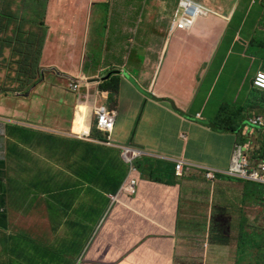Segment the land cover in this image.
<instances>
[{
    "label": "crops",
    "instance_id": "1",
    "mask_svg": "<svg viewBox=\"0 0 264 264\" xmlns=\"http://www.w3.org/2000/svg\"><path fill=\"white\" fill-rule=\"evenodd\" d=\"M63 1L68 2V11L60 14L57 6ZM179 1L109 0L103 42L96 41L102 45L101 63L88 66L94 63L86 54L89 30H83L80 37L78 27L91 17L84 10L102 0H57L55 6L46 0H9L7 36L18 37L30 63H10L15 55L8 46L0 58V86L18 66L22 80L16 85L25 87L19 94L0 93V244L4 247L0 246V264H14L13 260L19 264H240L237 253L210 242L213 215L226 210L232 234L242 221L257 225L260 188L230 179L212 184L198 170L176 177L170 160L229 169L238 144H245L253 160L264 156V129L246 125L249 117L264 114V93L253 87L257 72L264 70V0H193L205 10L198 17L205 21L195 26L197 19L194 29L174 31L170 27ZM147 4L157 9L149 12ZM27 14L30 19L24 18ZM73 51L85 54L79 56L80 61L70 56L71 62L84 65L63 70L69 84L43 82L63 63L60 53ZM109 74H118L119 80L118 94L113 95L118 118L112 140L124 146L134 137L133 146L148 154L138 161L141 170L134 175L136 197L122 194L128 173L120 172L126 164L110 154L111 148L100 146L98 157L85 155L81 149L86 143L75 141L80 162L74 166L69 162L74 150L57 161V145L70 133L78 109V93L69 89L71 81L99 79L93 86L103 97L99 85ZM183 86L190 87L182 100L179 90ZM230 88L231 97L226 95ZM82 111L77 117L85 121ZM43 135L57 138L49 142L51 148L43 144L21 148L20 136L34 144ZM23 161L39 164V174L45 178L60 173L62 179L59 183L47 180L44 197V180L41 188L33 186L25 169L22 184L18 180ZM8 164L18 167L9 169ZM110 176L119 177L114 188L105 185ZM69 178L72 224L57 227L51 213L58 214L61 207L56 201L55 208H49L53 203L48 196L64 194ZM11 187L22 190L16 203L10 198ZM112 195L118 197L114 204ZM39 204L45 216L42 224L53 226L55 234L76 235L87 229L86 235L68 243L67 249L37 243L21 229ZM12 210L23 211V225L5 220Z\"/></svg>",
    "mask_w": 264,
    "mask_h": 264
},
{
    "label": "clouds",
    "instance_id": "2",
    "mask_svg": "<svg viewBox=\"0 0 264 264\" xmlns=\"http://www.w3.org/2000/svg\"><path fill=\"white\" fill-rule=\"evenodd\" d=\"M185 7H186V10H185ZM190 9L192 11H189ZM179 10H182V12L179 13ZM204 13H205V10L202 8L201 4H198L197 2H195L193 0H180L179 4H178V8H177L176 13H175V17L173 19V23L170 27V30L171 29H173L174 31L175 30H189L194 26L195 21L198 19V17L201 15H204ZM24 18H26V16ZM10 20H11V18L9 17V0H0V38H2L0 40V58L2 57L3 53L7 52V46H8V47L13 49L12 53L14 55L16 53H19L20 54L19 57L25 56V59L23 61H21V62H24L29 58V55L25 51L24 46L19 41L18 37L7 36L8 24H9ZM89 35H88V38L90 40ZM1 43H3V44H1ZM73 58H74V61H80L79 57H76L75 55L73 56ZM70 59H69V61L71 62ZM53 71L58 77H60V75H61L63 78H66V79L68 78L65 73L61 72L57 68H54ZM118 74L117 75H113V74L110 75L109 74L107 77H105V79L102 78L101 79L102 83L99 85V89H101V86L104 83L111 82V79L117 80L118 86H119V80L117 79ZM259 78L263 79V81H259L262 85H260L258 83ZM106 79H108V80L103 82ZM19 80H22L20 68L18 69V72H15L10 77L11 86L12 85L14 86V88L12 89L13 91H6L5 92L2 88H0V89H2L0 91V93H2V94H12V93L19 94L21 92L19 90H23L25 88L24 86L18 87V85H16V83ZM45 80H47V79H44L43 82ZM99 81H100L99 79L90 80V81H81L78 79L75 81H71V83L69 85V89L75 93H78L76 95V97H77V108L79 109V107H80L79 110L77 109L79 111V116H80L81 108L83 109L85 106L84 102L81 99V96L79 95V86L80 85L91 86L93 84L98 85ZM41 82H42V80L33 84L32 88L29 89V93L33 90V88L35 86L39 85ZM48 82H50V81H48ZM74 86H76L77 89L74 90L73 89ZM187 87H190V86H187ZM253 87L256 90L264 93V70H260L257 72V74L253 80ZM186 88H185L184 92L180 95H184V97L186 96ZM118 91H119V88H118ZM102 92H103L102 96L105 97V99H107V101L109 102L108 103V109H99L96 102L91 103L90 104V108H91L90 118L92 120V124H91V126L85 125L87 123V119L85 116V121L83 120V124L81 126L82 130H83V132L81 134L74 132V125H75V122L77 119V114H78V111L76 110L75 116L73 119L72 129H71L70 133L65 134L64 137H62V136L61 137L63 139H67V140H73V141H78V142L89 144L93 148H96L97 150H102V148H100V146L112 148V149L118 148V151L120 150L119 151L120 157L123 159L124 163L126 164V166H128V169H129L127 181L121 188L122 194H125L128 197H136L137 180L134 177V175L138 172L137 164H138V161H140L141 159H144L146 156H148V154L146 152H144L143 150H140L139 148H136L133 146V138L134 137H131V141H130V143H128L129 145L116 146L115 142L112 140V136L115 132L116 125H117L118 111L115 108L116 99L115 98L113 99V95L118 94V92L117 93H112L110 91L104 92L103 90H102ZM104 113L116 114V119H115V124H114L113 129H109L106 126L99 124L100 123V117ZM259 118H261L262 121L264 122V114H260V115H255L253 117H249L246 125L248 127L255 128V129H264V125H262L260 123L259 124L255 123V120H257ZM228 128H232V127L230 126ZM94 130L101 133L103 135V138L102 139L101 138H93L92 133ZM84 133H87L86 136ZM170 162L175 164V176L176 177H183L184 176L183 171L198 170V171L202 172L205 175L206 180L212 184H215L216 182H218L221 179H230L232 181L235 180V181H240L243 183L255 184L259 188L264 189V183H263V180H264V156L261 158H256V160L251 159L246 154L245 144H241V145L238 144V146L236 147L229 169H220V168L211 167V166L204 165V164L186 163L184 161H178V160H170ZM131 166H132V168H131ZM16 167H18V166L16 165ZM24 169H25V173H28L25 175L31 177V179L32 178L38 179V177H40V179L38 180L37 188H41L40 182L46 178L43 175H40L39 174L40 172L38 170L32 168L31 166L28 165V163H26L24 161H23V164H21L19 166V172L17 173V178L21 182V184H22L23 177H24V174H23ZM35 171H37V172H35ZM133 182L135 183L134 185H132ZM7 185H8V183H7ZM132 186H133L134 193H132L130 190ZM17 189L20 190L19 193H22V190L20 188L17 187L16 190ZM41 189L43 190V188H41ZM43 193H44V197H46L47 194L44 191H43ZM259 196H260V194H259ZM40 198H42V197L40 196ZM117 199H118L117 196H115V195L111 196V201L113 204L117 201ZM260 200L264 201V195L260 196ZM258 207L264 208V203H260L258 205ZM224 216H227L231 220V215L228 214L226 210H223V211H221V210L217 211L216 210V212L213 215L212 229L210 228V242H212L214 244H216L215 241L212 240V232L214 229V223H215V221H217L218 219H220ZM60 221H63V223L66 222V220H60ZM230 224H231V222H230ZM230 228L232 231H234L231 226H230ZM213 237H214V233H213Z\"/></svg>",
    "mask_w": 264,
    "mask_h": 264
},
{
    "label": "rangeland",
    "instance_id": "3",
    "mask_svg": "<svg viewBox=\"0 0 264 264\" xmlns=\"http://www.w3.org/2000/svg\"><path fill=\"white\" fill-rule=\"evenodd\" d=\"M46 2H50L52 4V6L56 5L57 0H46ZM68 2L63 1L62 3L58 4V8H59V13L62 14L63 12H67L68 9L67 7ZM150 9L148 10L149 12H152L154 10H156L157 8L155 7L154 4H147ZM15 11H18L17 8L15 9ZM108 11L110 12V3L109 0H102V2L99 3H95L94 6H91L90 9H85L84 13H86V15L90 17V19H88V21L85 19V21L79 23V27L78 29H80L79 33H80V37L83 34V30H85L86 28H88L89 30V37H90V44H89V51L86 52V54H88L89 57H91V60H93L94 63L88 64V66H97L100 65L101 63V58H102V45H97L96 41L98 43L103 42V32L105 30V26L107 23V16H108ZM182 10H179V13H181ZM22 15V13H21ZM30 14L26 15L27 19H30ZM205 21V18H201L198 19L196 22V25H198V22ZM86 21L89 23L86 24ZM24 28H29L28 25H25ZM194 29V27H193ZM74 30V28L72 29V31ZM171 38V36H170ZM3 44V43H1ZM210 53V52H207ZM62 56L60 58V60L63 63H59L57 65V69H59L61 72L70 70L72 68H74L77 64H80L82 67L84 64L81 63H72L70 62L68 59L70 56H83L85 53L84 52H71V54L67 53V52H63L60 53ZM51 55V53L49 54V56ZM20 54L16 53L15 54V58L11 59L10 63H30V58L27 61L21 62L19 60ZM171 56V49L169 51V57ZM200 62H197L196 64H199ZM103 64V63H102ZM121 64H125V63H121ZM105 66H109V63H104ZM79 67V66H78ZM19 67L15 66L14 69L11 70V73L9 76H7V79L1 84L0 88H2L5 92L10 90L11 87V83H10V77L12 74H14L15 72H18ZM88 69L84 68V72L87 71ZM99 72H101V69L99 68ZM65 73V72H63ZM66 74V73H65ZM46 79L48 81L54 82L55 83H67L69 84V80L68 79H63L61 77H58L54 72L48 73ZM81 81H86V77H82L80 78ZM132 81L134 83V85L143 93L148 94V92L146 90L143 89L142 86H140L136 80L134 78H132ZM187 86H183L180 88L179 90V94H182L185 90ZM219 88V87H218ZM217 88V90H218ZM22 91V90H19ZM216 92H214V96H216ZM233 94V90L232 88H230L227 92L226 95L231 97ZM79 95L81 96L82 101L84 102L85 106L83 108L82 111V115L84 114V116H86L87 119V123L85 124L86 126H91L92 124V120L90 118V104L93 102L97 101V106L99 109H108V101L107 99L103 98V97H99V90L96 86H85V85H80L79 86ZM181 99L183 100L185 97L184 95H180ZM74 103V102H73ZM73 105V104H72ZM62 110L66 111L68 110V107L66 106H62ZM138 126V125H137ZM137 128V127H135ZM140 134L137 133V137ZM37 140V138H36ZM19 142L22 145L21 148L23 147H29L31 145H42L41 142H36L34 144H31L28 140H25L22 136L19 137ZM69 144L64 146L62 143H59L57 145V151H58V157H57V161H59L61 158L68 156L70 152H72L74 150V155L73 156H69L68 160L69 162H72V166H74L76 163L80 162V157L77 155V146L76 144H72L69 140H68ZM15 165V164H14ZM28 165L30 166V164L28 163ZM59 167V166H58ZM9 169H13V168H17L16 165L13 167H10L8 164ZM28 174V173H26ZM70 174V172H69ZM61 177L58 179L60 180ZM12 194L10 196L11 200L14 199V202H18V200L20 199V190L17 189L16 187H14L12 189ZM259 196V194H257V197ZM41 205H37L36 206V210H33L31 212V216L30 218L26 219V226L23 227L21 229V231H23L25 234L30 233L31 237L37 242V243H42L45 247L47 248H64L67 249L68 243L74 241L75 239L82 237L84 235H86L87 229L86 230H82V231H78L76 233V235L73 234H69L67 236H62L59 233L55 234L53 232V226H48L46 224H42L45 222V216L43 214H41V210H40ZM9 220L11 219V221L14 222H19L20 225H23L25 223V217L23 214V211H15L12 210L8 213V216H6L5 220ZM256 219L258 221V225L264 229V212L263 211H258L256 213ZM39 220V221H37ZM2 237V236H0ZM55 239H57V241L55 242ZM12 245L15 242V238L12 237L10 239ZM54 243V244H48V243ZM7 244H5L6 246ZM1 248H4L1 244H0ZM11 263L14 264H19L17 262V260H13L11 261ZM229 263V262H228ZM228 263H224V264H228ZM240 264H264V242H262L261 244H259V253L257 256L252 257L250 255V258H247V261L245 262L242 259V262Z\"/></svg>",
    "mask_w": 264,
    "mask_h": 264
},
{
    "label": "trees",
    "instance_id": "4",
    "mask_svg": "<svg viewBox=\"0 0 264 264\" xmlns=\"http://www.w3.org/2000/svg\"><path fill=\"white\" fill-rule=\"evenodd\" d=\"M118 81L117 80H113L111 79V82H106L101 86V90H103L104 92L106 91H110L112 93H117L118 92ZM79 115V114H78ZM82 124H83V120L79 117H77L75 125H74V132L75 133H82ZM92 137L93 138H103V135L97 131H93L92 133ZM57 138L55 136L52 135H43V138L40 140H36L35 142H41L43 145H47L49 148L52 147V145L49 143L50 141H55ZM58 140H61L58 138ZM63 141V145L66 146L69 144L67 139H62ZM72 144H76L75 141L73 140H69ZM78 143V141H76ZM85 148L81 151H83V153L85 155H95L96 157L101 156L102 152L101 150H97L96 148H93L91 145L89 144H84L82 145ZM110 154L115 153V155L120 157V152L118 150L115 149H109ZM30 166L36 170H38L39 172L42 171L41 167L39 164H30ZM98 166V165H96ZM125 166V165H124ZM141 165L137 164V168L138 170H141ZM86 171V170H85ZM129 169L128 166H125L122 171L120 172L121 174L125 175V173H128ZM44 174V173H43ZM45 175V174H44ZM48 181H54L55 183H59L62 179L63 174L58 173L56 176L53 177H49L47 175H45ZM61 177L60 180H58ZM47 180L44 179L43 181V191L47 194L46 190H45V186L47 184ZM33 181V186L37 187L38 186V180L36 178H32ZM119 181V177H114V176H110L107 177L105 179V185L108 188H114L115 185L117 184V182ZM67 184H68V189L65 190V193L57 196V197H52V196H48V199L51 200L49 201V203H53L51 204V206H49V208H55L54 204L57 202V205L61 207L60 212L58 214H52L51 218V222L55 225H57V227L62 226L63 225V221L60 220H66L67 223L72 224L71 221H69L70 219V206H71V201H72V183H71V179L69 178L67 180ZM13 189V187H11ZM50 189H48L49 191ZM261 190V196L264 195V189L260 188ZM257 203H264V201L257 199ZM258 210H261L264 212V208L262 207H257ZM56 228V227H55ZM236 234H232V230L230 228V218H228L227 216H224L220 219H218L217 221H215L214 223V229L212 232V240L215 241L216 245H222L223 247H228V249L231 252H235L237 253L238 256V263L242 262V259L246 262L247 258H250V255L252 257H255L258 255L259 253V244H261L262 242H264V229L261 228L258 224L257 225H252L250 226L249 223L247 221H242L240 223V229H235ZM213 233H214V237H213ZM235 239V243H231L232 239ZM218 243V244H217ZM48 244H52V242L48 243Z\"/></svg>",
    "mask_w": 264,
    "mask_h": 264
},
{
    "label": "built area",
    "instance_id": "5",
    "mask_svg": "<svg viewBox=\"0 0 264 264\" xmlns=\"http://www.w3.org/2000/svg\"><path fill=\"white\" fill-rule=\"evenodd\" d=\"M185 10H186V7H185ZM189 11H192V10L190 9ZM259 81H263V79L259 78V80H258V83H259L260 85H262ZM73 89L75 90V89H77V87L74 86ZM115 119H116V114L104 113V114L101 115V117H100V123H99V124H100V125H103V126H106V127H108L109 129H113L114 124H115ZM255 123H257V124L260 123V124L264 125V124H263L264 122L262 121L261 118L255 120ZM84 134H85V136H86L87 133H84ZM135 157H136V156H135ZM131 168H132V166H131ZM263 183H264V180H263ZM134 184H135V183L133 182L132 185H134ZM130 190H131L132 193H134L133 186L131 187Z\"/></svg>",
    "mask_w": 264,
    "mask_h": 264
}]
</instances>
